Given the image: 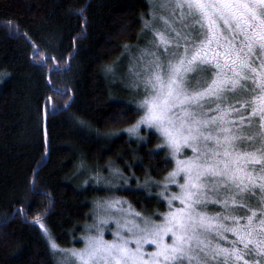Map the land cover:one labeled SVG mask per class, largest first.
I'll use <instances>...</instances> for the list:
<instances>
[{
    "label": "trees",
    "instance_id": "16d2710c",
    "mask_svg": "<svg viewBox=\"0 0 264 264\" xmlns=\"http://www.w3.org/2000/svg\"><path fill=\"white\" fill-rule=\"evenodd\" d=\"M153 8L154 0H0V264H58L63 250L82 248L100 200H126L154 219L168 211L174 165L161 138L127 134L148 91L121 85L127 56L142 78L147 52L168 58L156 47L159 28L148 26Z\"/></svg>",
    "mask_w": 264,
    "mask_h": 264
},
{
    "label": "snow or ice",
    "instance_id": "6c2138e0",
    "mask_svg": "<svg viewBox=\"0 0 264 264\" xmlns=\"http://www.w3.org/2000/svg\"><path fill=\"white\" fill-rule=\"evenodd\" d=\"M160 7L174 17L179 9L191 31L161 17L176 39L154 30L166 60L144 50L152 57L144 77L149 94L131 130L143 123L160 133L175 160L166 179L176 184L181 176L180 191L166 197L162 223L133 225L156 246L147 259L141 239L133 249L123 237L96 235L70 250L69 264H264V0H162ZM189 73L197 75L190 80ZM182 148L192 155L179 158ZM209 204L224 212L209 214Z\"/></svg>",
    "mask_w": 264,
    "mask_h": 264
},
{
    "label": "rangeland",
    "instance_id": "374dc122",
    "mask_svg": "<svg viewBox=\"0 0 264 264\" xmlns=\"http://www.w3.org/2000/svg\"><path fill=\"white\" fill-rule=\"evenodd\" d=\"M162 0H154V8L151 15V22L148 24V26H156L159 28V31L162 32L166 37L169 39H176V34L168 28V26L165 24L164 20L161 19V17H164L169 21V23L172 25V27H175L177 30H180L183 32L191 31V29H186L183 27V23L179 19V9L176 10L175 17L172 14V9L170 7L162 8L160 7ZM186 22V21H185ZM156 31V29H155ZM173 37V38H172ZM174 40V39H173ZM175 44L169 45V54L172 52L171 47H174ZM139 52H144L139 51ZM143 56H146V54H143ZM145 57V58H146ZM129 61L128 67H127V74L124 77V80L122 79L121 85L126 87L127 91L130 93H133L134 95L137 94H143L145 91H148L145 88L144 85V78L139 73H136V64H133L135 60H133V57H126ZM169 58V57H168ZM145 70V66L142 69ZM151 69L149 68V71ZM189 78L191 80L192 77L196 76V73H189ZM149 93L146 94V96L143 98L142 101H137L139 111L141 113L140 117L138 118L137 122L140 120L141 116L144 114L145 109L141 107L142 102L145 100V98L148 96ZM243 111V110H242ZM211 115V113H209ZM234 115V114H233ZM137 122L135 125H137ZM142 130H148L153 131L155 134H158L160 137V133L152 126L148 124L140 123L134 131H129L127 134L131 137H139L140 133H142ZM161 138V137H160ZM161 147L164 148L168 155L170 160L173 162V168L175 167V160L173 159L171 155V150L168 149L165 145L162 143L161 138ZM179 158H184L185 155H192L191 150L188 148H182L181 153L178 154ZM168 177V176H167ZM176 180L178 183H182V177L178 176L176 177ZM178 183L173 184L170 183L167 179L165 180V191L168 192V197H170L174 193H179L180 189L178 187ZM168 202V200H167ZM179 201H173L172 207H179ZM170 210L169 203H168V211ZM167 211V212H168ZM166 212V213H167ZM137 211L126 201L120 198H107L104 200H100L97 203H95L94 210H93V222L91 225H89L87 228H85V234L82 237L83 239V246L84 248L87 238L89 236H96L101 235L102 238L105 241L113 242L119 240L121 237L129 241L128 246L130 248H136V240L141 239L145 233L141 232L138 228L133 227V225H139V228H143L145 226L146 222L149 223H162L164 220V214L159 216V219H154L152 217L140 214L137 215ZM230 223V222H228ZM129 228H132V231H129ZM230 234V233H229ZM165 241L170 243L171 237L169 236L165 237ZM142 252L145 254V258H148V254L155 251V244L151 243V237H148L147 240L141 239L140 244ZM80 248V249H82ZM79 250V249H76ZM70 252V251H69ZM69 252L64 251L59 254L58 264H69V261L71 260V257H69ZM67 258V259H66Z\"/></svg>",
    "mask_w": 264,
    "mask_h": 264
}]
</instances>
